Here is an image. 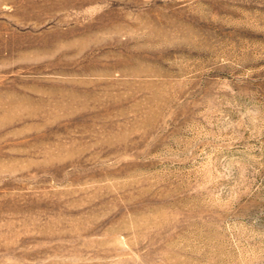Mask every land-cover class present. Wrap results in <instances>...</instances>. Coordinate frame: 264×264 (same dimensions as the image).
I'll list each match as a JSON object with an SVG mask.
<instances>
[{
	"label": "rangeland",
	"instance_id": "obj_1",
	"mask_svg": "<svg viewBox=\"0 0 264 264\" xmlns=\"http://www.w3.org/2000/svg\"><path fill=\"white\" fill-rule=\"evenodd\" d=\"M0 264H264V0H0Z\"/></svg>",
	"mask_w": 264,
	"mask_h": 264
}]
</instances>
